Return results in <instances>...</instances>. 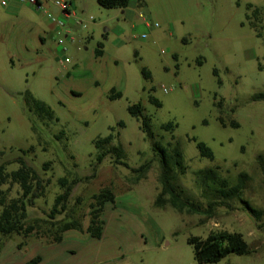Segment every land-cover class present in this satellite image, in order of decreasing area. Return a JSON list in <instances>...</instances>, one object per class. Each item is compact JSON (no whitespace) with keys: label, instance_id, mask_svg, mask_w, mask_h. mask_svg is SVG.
<instances>
[{"label":"rangeland","instance_id":"rangeland-1","mask_svg":"<svg viewBox=\"0 0 264 264\" xmlns=\"http://www.w3.org/2000/svg\"><path fill=\"white\" fill-rule=\"evenodd\" d=\"M138 1L108 10L97 0H76L75 16L60 17L61 35L43 12L24 8L12 14L0 6L2 161L23 157L45 185L44 197L28 207V224H37L36 232L28 238L0 236V264H26L38 256L40 264H200L188 239L217 232L240 233L251 250L218 264H264V102L252 101L264 93V30L258 38L246 9L248 4L264 9V0H143L142 6ZM100 43L104 55L96 58ZM112 89L122 97L110 100ZM26 91L51 107L58 121L30 113ZM138 103L151 119L155 140L180 148L184 169L175 170L176 185L208 213L156 206L161 166L142 120L128 112ZM169 123L176 125L173 134L163 129ZM111 128L119 133L114 145L131 169L110 158L95 168L94 140L107 137ZM62 131L65 137L58 140ZM198 142L212 150L213 161L201 157ZM32 147L35 153L23 154ZM144 165L145 171L133 172ZM18 168L12 163L7 171ZM210 168H219L230 186L247 175L241 196L261 218L237 198L221 204L211 189L202 188L197 173ZM63 177L80 183L67 211L51 220ZM104 188L113 190L116 201L106 206L103 236L95 240L86 232L90 204ZM19 194L13 186L9 196ZM71 221L81 230L61 234L56 243L60 224Z\"/></svg>","mask_w":264,"mask_h":264},{"label":"trees","instance_id":"trees-1","mask_svg":"<svg viewBox=\"0 0 264 264\" xmlns=\"http://www.w3.org/2000/svg\"><path fill=\"white\" fill-rule=\"evenodd\" d=\"M132 0H97L100 7L108 10L127 9ZM143 0L138 1V5L142 6ZM249 14L247 19L251 28L255 31L258 38H262L264 30V9L254 7L251 4L246 6ZM104 55V45L98 44L95 50V57L101 58ZM261 69V66H260ZM142 74L145 78H150V73L146 69H142ZM217 75V72L215 71ZM219 84H222L219 81ZM26 104L30 113L38 117L42 121H58L51 107L44 102L37 100L31 92L26 91ZM122 93L115 89L111 90L110 100L119 99ZM253 102H264V93L256 94L252 97ZM150 102L157 107L161 104L154 98ZM222 106V102L218 104ZM144 106L141 103L132 105L128 108V112L136 119H141V130L152 141L153 151L158 158L161 166L160 183L162 192L156 200V206L163 208L170 204L173 209L179 213L187 211L194 214H204L209 211L203 210L200 205L185 197L184 192L176 185L175 170L184 169V160L178 144L173 145L169 142L168 148H165L160 141L155 140V136L151 130V119L144 114ZM223 127L226 124L222 118L219 119ZM120 127H124L123 123H119ZM232 127H239L237 124H232ZM175 124L169 123L163 126L166 132L173 134ZM110 134L105 138H97L94 140V146L97 150L96 166H100L107 158L113 161L116 166H122L127 169L131 167L125 162L126 156L121 147L114 145V142L119 133L115 135V129L111 128ZM65 137L62 131L56 138L62 140ZM174 136L171 141H174ZM197 148L202 158L214 160L212 150L204 143L198 142ZM35 153L34 148L28 151H23V154ZM5 152L0 151V206L2 208L0 214V236L8 238L12 235H19L28 238L36 232L37 224H28V207L34 206L35 201L45 195V185L39 174L28 165L23 157L16 159L14 162H3L2 159ZM12 163H18L19 168L16 171L9 173L7 167ZM50 163L44 164L45 171L49 170ZM94 168V169H95ZM148 168V165L142 166L139 170L133 169V172H143ZM217 169H205L197 173L199 185L206 189H211L214 198L219 200L221 204L227 205L230 200L237 198L243 205L244 209L256 219H260L262 212L253 208L250 203L243 200L241 194L242 189L247 179V175L241 174L239 182L236 186H230L229 181L223 178ZM80 183V179L69 180L67 177L60 178L58 184L61 193L55 198L51 208L49 218L55 220L57 216L62 215L67 211L68 203L74 186ZM13 186H18L20 194L15 198H10L9 194ZM7 187V189H4ZM169 196V199H165ZM80 201V200H79ZM116 201L115 193L110 188L101 189L97 194L93 195L92 203L90 204L89 224L87 234L95 240H101L105 228L104 212L107 205H114ZM217 203H210L209 208L213 210ZM80 231L81 225L77 221L66 222L60 224L56 231V243L62 242L61 234L68 231ZM188 245L194 249L195 259L200 264H218L231 255L245 256L251 254L250 247L240 233L217 232L211 233L206 239L199 237H190L187 241ZM41 257H35L26 264H40Z\"/></svg>","mask_w":264,"mask_h":264},{"label":"built area","instance_id":"built-area-1","mask_svg":"<svg viewBox=\"0 0 264 264\" xmlns=\"http://www.w3.org/2000/svg\"><path fill=\"white\" fill-rule=\"evenodd\" d=\"M14 4L29 7L38 12H43L53 24L63 28L65 24L60 17L72 16L74 0H0V6L4 9ZM53 10H57V12L54 13ZM140 17L143 20H146V17L143 14H140ZM147 25L150 24L147 23Z\"/></svg>","mask_w":264,"mask_h":264},{"label":"crops","instance_id":"crops-1","mask_svg":"<svg viewBox=\"0 0 264 264\" xmlns=\"http://www.w3.org/2000/svg\"><path fill=\"white\" fill-rule=\"evenodd\" d=\"M75 2H76V0H74V5H75ZM74 5H73V8H74ZM24 8H29V7H26V6H20V5H16V4H14V5H11V6L8 7V8H5V10L8 11V12H10V13H12V14H18V13H20L21 10L24 9ZM128 8H129V7H128ZM53 12L56 13L57 10H53ZM72 16H75V10H73V12H72ZM72 16H71V17H72ZM47 18H48V17H47ZM51 30H52L54 33H56V34L61 35V34L63 33V31H64V27H63V28H60V27H58V26H56L55 24L52 23V24H51ZM37 37H38V39H40L41 43L44 45V39H43V37L41 36V34H39ZM11 62H12V61H11Z\"/></svg>","mask_w":264,"mask_h":264}]
</instances>
